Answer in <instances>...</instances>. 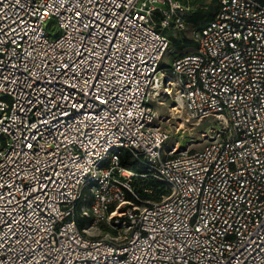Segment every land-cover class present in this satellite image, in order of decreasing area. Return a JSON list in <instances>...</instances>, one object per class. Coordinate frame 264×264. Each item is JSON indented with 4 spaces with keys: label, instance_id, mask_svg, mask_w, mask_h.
<instances>
[{
    "label": "built area",
    "instance_id": "obj_1",
    "mask_svg": "<svg viewBox=\"0 0 264 264\" xmlns=\"http://www.w3.org/2000/svg\"><path fill=\"white\" fill-rule=\"evenodd\" d=\"M184 10L0 0V264H264V0L164 64ZM166 99L198 149L165 150Z\"/></svg>",
    "mask_w": 264,
    "mask_h": 264
},
{
    "label": "rangeland",
    "instance_id": "obj_2",
    "mask_svg": "<svg viewBox=\"0 0 264 264\" xmlns=\"http://www.w3.org/2000/svg\"><path fill=\"white\" fill-rule=\"evenodd\" d=\"M183 5L185 28L183 30H165L164 33L169 37L170 47L166 51L163 63L169 65L174 59L191 54L196 47V35L198 29L204 23L199 24L190 23L187 19L190 15L201 13L206 19H209L215 12L217 7V0H174ZM46 25H49L48 31L55 34L57 29L55 24L47 20ZM171 102L166 101L156 107L160 113V124L168 133V141L165 144V150L168 151L174 147L178 151H192L198 149L200 146L196 142L200 139V131L204 129L203 126H197L195 123H184V115L179 118L178 115L171 116L170 114ZM130 161V160H129ZM132 163L129 165V170L133 171ZM83 228L87 234L93 238H107L109 230L105 225L90 228L88 222L85 221Z\"/></svg>",
    "mask_w": 264,
    "mask_h": 264
},
{
    "label": "trees",
    "instance_id": "obj_3",
    "mask_svg": "<svg viewBox=\"0 0 264 264\" xmlns=\"http://www.w3.org/2000/svg\"><path fill=\"white\" fill-rule=\"evenodd\" d=\"M217 6H218V0H217ZM216 10H217V7H216ZM216 10H215V12H216ZM215 12H214V14H215ZM213 14V15H214ZM212 15V16H213ZM211 16V17H212ZM210 17V18H211ZM209 18V19H210ZM190 23H193V24H199V23H201V22H205V21H207L208 19H206L203 15H201V13H196V14H192V15H190L189 17H188V19H187ZM120 164H121V166L123 165V166H129L130 165V161L128 160V158L127 157H125V158H123L121 161H120ZM132 186L135 188V189H137L138 188V181L137 182H133L132 183ZM81 227L83 226L82 225V223H80L79 224Z\"/></svg>",
    "mask_w": 264,
    "mask_h": 264
},
{
    "label": "bare ground",
    "instance_id": "obj_4",
    "mask_svg": "<svg viewBox=\"0 0 264 264\" xmlns=\"http://www.w3.org/2000/svg\"><path fill=\"white\" fill-rule=\"evenodd\" d=\"M178 108V107H177ZM172 111H174V110H172ZM179 112H180V110H179ZM172 113V112H171Z\"/></svg>",
    "mask_w": 264,
    "mask_h": 264
}]
</instances>
